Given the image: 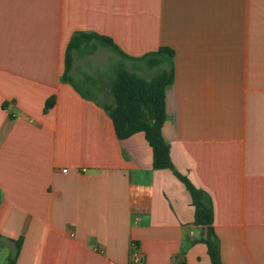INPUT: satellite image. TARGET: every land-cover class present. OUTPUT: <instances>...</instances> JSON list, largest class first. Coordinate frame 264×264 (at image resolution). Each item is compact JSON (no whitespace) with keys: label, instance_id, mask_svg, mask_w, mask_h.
<instances>
[{"label":"crops","instance_id":"1","mask_svg":"<svg viewBox=\"0 0 264 264\" xmlns=\"http://www.w3.org/2000/svg\"><path fill=\"white\" fill-rule=\"evenodd\" d=\"M174 51L162 132L206 190L222 264H264V0H0V264H212L173 170L143 133L120 140L105 106L122 56ZM93 46L95 49L92 50ZM54 97V105L45 110ZM66 169V171H64Z\"/></svg>","mask_w":264,"mask_h":264},{"label":"trees","instance_id":"2","mask_svg":"<svg viewBox=\"0 0 264 264\" xmlns=\"http://www.w3.org/2000/svg\"><path fill=\"white\" fill-rule=\"evenodd\" d=\"M93 40L113 48L122 58L131 62L123 64L121 61L120 68L115 72L111 82L115 104L105 106L113 122L116 136L123 140L136 133L144 134L152 148L153 168L171 169L185 184L195 207V224L206 227L210 232V237L201 238L199 242L207 245L212 264H222L219 240L213 228L212 197L206 190L196 187L187 176L176 170L170 156V144L162 132L167 119L166 91L175 77L174 51L169 47H160L141 57H132L124 53L110 37L95 32H75L66 50L62 80L70 82L87 99H91L90 93L76 84L69 72L73 64V52L83 47L89 51L91 47L86 45ZM94 49L95 46L92 50ZM153 69L156 71L152 72ZM53 105L54 97H51L46 102L45 110H49ZM21 245L22 239L15 241V248L9 255L7 264H16Z\"/></svg>","mask_w":264,"mask_h":264},{"label":"built area","instance_id":"3","mask_svg":"<svg viewBox=\"0 0 264 264\" xmlns=\"http://www.w3.org/2000/svg\"><path fill=\"white\" fill-rule=\"evenodd\" d=\"M66 171V169H64ZM143 262V253L139 244L132 241L130 244V264H141Z\"/></svg>","mask_w":264,"mask_h":264},{"label":"rangeland","instance_id":"4","mask_svg":"<svg viewBox=\"0 0 264 264\" xmlns=\"http://www.w3.org/2000/svg\"><path fill=\"white\" fill-rule=\"evenodd\" d=\"M122 60V63L123 64H130L131 62H129L128 60H126V59H124V58H121ZM156 71V69H153V71L152 72H155Z\"/></svg>","mask_w":264,"mask_h":264}]
</instances>
